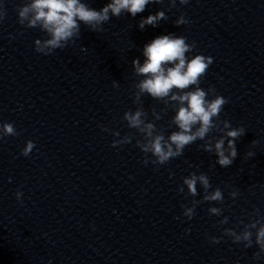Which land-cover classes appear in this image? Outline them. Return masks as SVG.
<instances>
[{
	"label": "clouds",
	"instance_id": "clouds-1",
	"mask_svg": "<svg viewBox=\"0 0 264 264\" xmlns=\"http://www.w3.org/2000/svg\"><path fill=\"white\" fill-rule=\"evenodd\" d=\"M163 2L164 0H109L97 10L86 0H26L22 6L16 8L17 22L25 28H38L45 34L46 38L35 39L34 48L37 53L48 56L57 49L63 50L75 43L80 38L82 24L92 32L101 33L105 30L103 25L112 17L119 18L121 15L129 14L135 18L143 13L150 3ZM176 3L177 0H169V8L175 7ZM188 3L189 0H179L180 5ZM5 16L6 10L0 4V22ZM167 19L165 11H157L155 14L142 17L138 22V28L140 30H144L146 26L155 28L162 20ZM174 23L180 26L190 21L181 14ZM195 48V41L188 43L186 36L168 33L155 37L143 46V63L139 57L131 61L134 75L140 77L138 82L134 83L132 93L133 102L138 106L134 111L130 109L124 112L122 119L127 122L129 129H135L141 136L140 139H136L135 146L144 154L142 160L144 165L149 162L157 167L165 165L171 159L182 156L185 148L198 140L203 141L198 145L199 149L217 157L215 165L228 168L238 156L236 144L245 135L246 129L243 126L233 127L228 119L220 118L224 105L229 102L227 98L217 94L214 87L207 90L200 87L209 66L213 63V57L203 54L188 55ZM81 50L87 51V48L82 46ZM112 86L118 88L119 84L113 80ZM145 95L165 105L161 112L152 109L153 122H148V112L143 107L141 98ZM169 107L175 114L171 117L168 127L175 126L176 130L165 136L164 129L157 128L155 121L161 120V113H166ZM101 130L119 137L111 143L114 148L129 144L134 138L131 134L121 137L119 131H112L103 126ZM213 133L220 135L216 136ZM17 135L19 133L13 123H0V140ZM258 143L259 141L254 139L251 145L254 147ZM35 147L34 141H26L20 155L28 157ZM255 155V152L249 150L244 158L247 160ZM197 184L203 189L202 199L199 200L195 199L199 195ZM211 188L209 176L204 172L199 174L192 172L183 178L182 185L177 191L193 197L190 207L181 205L185 218L191 220L197 206L204 202L223 204L224 195L221 188L216 187L209 191ZM239 195L236 189L229 192L233 201ZM15 197L18 202L23 203L21 191L17 190ZM223 211L221 207L208 208L209 214L213 216H222ZM228 222L229 218L224 216L218 224L224 225ZM240 225L243 227L239 232L235 228H224L223 235L230 237L234 244H243L245 249L255 244L258 250L253 253L252 259L261 260L264 258V214L255 208L248 214L247 223L243 219L238 221L237 227ZM187 231L189 230L186 229ZM221 239L222 237L209 238L213 244L220 243Z\"/></svg>",
	"mask_w": 264,
	"mask_h": 264
}]
</instances>
